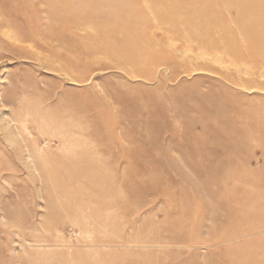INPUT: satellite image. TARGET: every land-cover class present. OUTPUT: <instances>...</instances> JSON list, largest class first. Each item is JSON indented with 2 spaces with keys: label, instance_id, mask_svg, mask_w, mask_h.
<instances>
[{
  "label": "rangeland",
  "instance_id": "obj_1",
  "mask_svg": "<svg viewBox=\"0 0 264 264\" xmlns=\"http://www.w3.org/2000/svg\"><path fill=\"white\" fill-rule=\"evenodd\" d=\"M68 1L88 35L175 0ZM199 1L179 15L196 17L188 28L219 52L181 48L185 70L148 81L117 57L48 59L74 45L54 36L37 48L46 7L31 3L19 36L0 0V264H264V56L253 61L242 45L246 58L232 61L226 33L239 11ZM239 6L258 18L256 4ZM21 123L30 141L49 143L45 153L24 149ZM222 127L223 137L204 132Z\"/></svg>",
  "mask_w": 264,
  "mask_h": 264
},
{
  "label": "bare ground",
  "instance_id": "obj_2",
  "mask_svg": "<svg viewBox=\"0 0 264 264\" xmlns=\"http://www.w3.org/2000/svg\"><path fill=\"white\" fill-rule=\"evenodd\" d=\"M225 1H227L231 5V9L234 8L235 10L239 11V24L233 28H230L229 26L227 27L226 39L230 59L235 63L243 62V60L246 58L241 52V48L243 46L247 47L245 50L248 51V54L253 55V61L257 59V56H264V1L243 0L247 2L248 6L256 4L254 13H256L255 15L258 18L255 21L253 20L252 22H250L249 20V15L246 14L239 6L240 0ZM68 2V0H9L11 21L7 23L8 28H10L12 32L14 30H18L20 33H18L19 36L22 35L20 32V30L22 31L20 26L22 25V23H30L31 20L29 11L33 8L32 4L36 5L37 7L41 4L42 7H46V10L42 9L41 11L45 12L46 14L45 20L47 21V24L45 25L47 34L43 35V33H40L39 31L33 33L35 42L36 40L40 42L37 45V48L44 50V52H47V42L54 36H59L60 42L63 44L71 43L72 45H74L71 47V49L69 48V46L63 47L61 49V52L56 53V55H54L52 58L48 57V55V59L53 60L61 58L65 61H68V59L72 58L71 55H73L72 62L69 61V64H72L74 60L76 63L85 65L86 63H82L84 60L88 62L89 59H91L92 63H95L101 61V57H117L119 59H122L125 64L134 66V64L132 63H138L136 69L131 68V71H133L134 74H136V72L141 74H144V72H146L144 76L148 81H151L152 78L156 77L157 74H162L164 71H168L169 69L171 70L173 68L176 69L180 67V69L185 70V65H183L181 61H179L181 66L176 65L178 61L176 60V58L179 57L178 54L180 52L183 53V51L180 50L181 48H186L193 51L194 48L198 49L200 47L209 53L219 52L218 46L213 42L214 40H209L208 42L203 41V37L201 36V34L196 32L198 30H191L188 28L187 22L195 21L196 17H189L188 19H186L181 18L179 15L180 9L186 5H196L198 6V8H203V5L199 0H175L171 4V9L162 11L159 9H142L140 13H132L130 16L125 15L124 17H122L120 21L121 23H119L118 25L104 27L101 28L102 30H96L95 32L91 30L92 33H89L88 35L85 34L86 36L79 32V29L84 24V22L82 21L83 19L72 17L71 14L68 13ZM211 16L215 17L216 20L219 21V23H221L222 21H226L225 17H223L219 13H211ZM230 17L228 19L229 21L231 19ZM209 24L212 25V22H210ZM168 26H172V29H169ZM127 28H133L134 31L127 30ZM74 29L75 31H77L76 33L72 32L74 31ZM238 32H242L245 34V44L238 39ZM20 42L21 40L19 41V43ZM87 42H90L89 46L86 44ZM166 42H171L172 47L170 48V50L172 51V53L166 54L164 52L165 48L162 45ZM84 44L86 45L85 48L88 52H85L84 48L81 50L79 49V47ZM101 49L104 50V54L89 53V50L92 52H98ZM225 53L226 52L224 51V54ZM31 54L39 60L44 57L42 52H34ZM112 65L115 66L114 64ZM102 66H104V68H107L105 70H108L110 69L111 65L107 66L103 62ZM120 69L124 71V68L121 67ZM225 78L226 80H228V82L234 83L233 78H231L230 76V73L225 76ZM1 101L3 103L8 102L6 97H3ZM221 117L222 116L220 113L215 114L214 116L215 119ZM16 122L17 121L12 120L11 122L6 123L7 129H9L10 126H13V124H15L16 126ZM14 129L16 130L17 128ZM28 131L29 128H27V125L25 123H21V134L25 137L24 141L26 143L24 149L27 152L45 153V151H47L45 149L48 148L49 143H46L42 146L38 142V140H35V138L34 140L30 141ZM204 132H213L218 137H223V132L226 131L225 127H222L218 132L208 128H205ZM93 247H96V245H94Z\"/></svg>",
  "mask_w": 264,
  "mask_h": 264
}]
</instances>
